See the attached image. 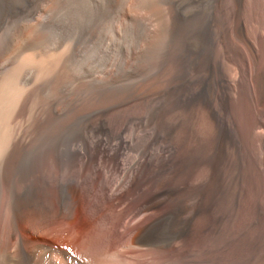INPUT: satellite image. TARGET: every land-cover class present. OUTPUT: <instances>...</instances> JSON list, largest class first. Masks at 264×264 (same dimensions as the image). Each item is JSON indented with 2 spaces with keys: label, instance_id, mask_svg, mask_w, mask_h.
Segmentation results:
<instances>
[{
  "label": "rangeland",
  "instance_id": "374dc122",
  "mask_svg": "<svg viewBox=\"0 0 264 264\" xmlns=\"http://www.w3.org/2000/svg\"><path fill=\"white\" fill-rule=\"evenodd\" d=\"M260 23L264 0H0V165L18 183L41 167L75 171L84 157L93 160L95 141L106 136L110 144L118 136L127 142L118 159L128 170L144 153L157 162L162 151L175 158L182 144L190 145L194 188L175 210L167 209L150 240L160 257L186 236L184 257L143 256L117 241L107 260L264 264V179L258 183L254 173L264 172V147L245 140L239 112L244 99L254 110L258 96L264 104V84L254 78L264 49V32L261 43L253 33ZM239 55L244 81L231 63ZM203 115L222 144L234 147L237 162L221 167L213 234L196 239L199 215L207 212L200 200L209 178L201 163L209 146L189 134L209 132ZM254 132L264 140V133ZM86 159L88 167L97 164ZM104 180L112 186L123 177ZM85 247L90 251L94 241ZM71 253L88 263L81 247L79 255Z\"/></svg>",
  "mask_w": 264,
  "mask_h": 264
},
{
  "label": "bare ground",
  "instance_id": "6f19581e",
  "mask_svg": "<svg viewBox=\"0 0 264 264\" xmlns=\"http://www.w3.org/2000/svg\"><path fill=\"white\" fill-rule=\"evenodd\" d=\"M254 31L260 34L258 39L261 43L264 24H258L253 28V33ZM242 44L251 55L247 39L244 38ZM237 53L239 54V50ZM239 56L240 59L231 63L240 80L244 81L245 63L242 56ZM256 68L258 70L255 71L254 78L263 86L264 49ZM226 83L229 81L226 80ZM244 102L240 105L242 107L239 112L244 118L242 132L245 140L248 138L249 145H252L251 141L254 139L263 148L264 140L254 130L259 129L264 133V104L260 96L255 110L250 100L244 99ZM249 108L254 110L250 115ZM203 117L209 132L202 137L189 134L191 138L203 139L209 146L208 156L201 163L209 178L200 200L204 208L207 207V212L199 215L201 226L196 229V239L213 234L210 225H214L216 218H211V214L215 195L222 187L221 167L227 169L237 162L234 147L222 144V137L212 131L213 125L209 117ZM96 139L97 137L93 141ZM2 143L5 142L0 140V146ZM94 147L93 160H97L96 165L88 167L84 164V157L81 167L75 171L64 169L63 166L41 167L30 171L26 177L30 179L24 182L14 183L10 169L6 165H0V264H114L107 260V252L117 241L127 243L143 256L155 254L157 259H163L175 254L178 260L184 257L186 243L190 240L186 236L160 253V257L150 249V240L167 209L175 210L181 204L184 193L194 188L195 184L189 179L197 164L190 157V145L182 144L175 158L162 151V157L157 162L149 157V153H144L136 168L130 167L131 172L128 170L129 166L127 169L120 167L124 163L120 165L118 158L127 148V142L121 136L117 137L114 144H110L107 136L106 140L98 138ZM224 149L229 150V158ZM76 153L79 155L80 151ZM153 156L157 157L155 154ZM3 158H7V155H3ZM93 160H87L86 163ZM254 173L260 183L259 179H264V172L256 168ZM114 174L122 175L123 180L109 186L104 179ZM101 178L103 181H100ZM205 195L207 201H204ZM124 203L127 204L125 211L116 213L115 209ZM102 235L105 236L104 239ZM89 241L95 243L90 251L85 247ZM55 244L62 245L66 250ZM80 247L84 250L80 255L88 263L76 259L75 254L71 253L74 250L79 255Z\"/></svg>",
  "mask_w": 264,
  "mask_h": 264
}]
</instances>
